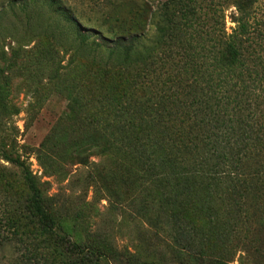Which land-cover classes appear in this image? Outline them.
Wrapping results in <instances>:
<instances>
[{"label": "trees", "instance_id": "1", "mask_svg": "<svg viewBox=\"0 0 264 264\" xmlns=\"http://www.w3.org/2000/svg\"><path fill=\"white\" fill-rule=\"evenodd\" d=\"M39 1L60 14L76 12L70 0H3L0 11L28 9ZM128 1L129 17L94 47L100 81L115 72L129 75L115 78L105 94L109 108L93 116L98 125L104 123L99 131L112 149L120 145L141 164L170 211H183L182 218L186 206L205 213L207 240L217 233L224 244L237 238L238 249L229 248L215 264H230L237 251L240 264H264V5L261 0ZM120 2L98 7L111 13ZM227 17L233 26H227ZM69 21L80 28L76 18ZM77 31L81 45L89 44L90 37ZM47 147L46 141L37 148L39 160ZM5 157L22 169L41 233L68 239L55 230L29 167L18 157ZM197 234L192 226L176 236L175 245L199 264L210 254L194 247ZM70 245L80 254H105L101 247ZM129 256L130 264H162L142 261L138 253Z\"/></svg>", "mask_w": 264, "mask_h": 264}, {"label": "rangeland", "instance_id": "2", "mask_svg": "<svg viewBox=\"0 0 264 264\" xmlns=\"http://www.w3.org/2000/svg\"><path fill=\"white\" fill-rule=\"evenodd\" d=\"M120 1L111 13L98 6L115 0H70L75 14H60L42 1L0 11V264H130L129 252L156 263L198 264L175 245L192 226L199 230L194 247L210 254L199 264H215L229 248L238 249L237 238L224 244L215 229L214 239H206L205 213L186 206L182 218L183 211H170L141 164L120 145L112 149L99 131L104 123L93 119L109 108L105 94L115 78L129 77L115 72L102 82L93 62L94 47L130 15L132 3ZM73 17L80 28L69 25ZM77 29L89 44L81 45ZM46 141L39 160L37 148ZM5 154L29 167L55 230L68 239L41 233L22 169ZM71 242L105 254H80ZM230 264H240L238 251Z\"/></svg>", "mask_w": 264, "mask_h": 264}]
</instances>
